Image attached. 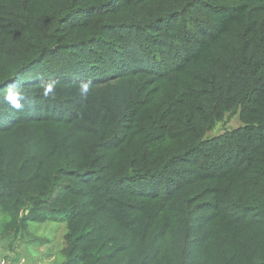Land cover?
I'll list each match as a JSON object with an SVG mask.
<instances>
[{
  "label": "trees",
  "instance_id": "obj_1",
  "mask_svg": "<svg viewBox=\"0 0 264 264\" xmlns=\"http://www.w3.org/2000/svg\"><path fill=\"white\" fill-rule=\"evenodd\" d=\"M46 221L58 264H264V0H0V241Z\"/></svg>",
  "mask_w": 264,
  "mask_h": 264
},
{
  "label": "rangeland",
  "instance_id": "obj_2",
  "mask_svg": "<svg viewBox=\"0 0 264 264\" xmlns=\"http://www.w3.org/2000/svg\"><path fill=\"white\" fill-rule=\"evenodd\" d=\"M240 124L237 112L227 114L206 133V137L218 135ZM64 230L63 223L30 222L22 234L0 241V256L7 264H58L65 246Z\"/></svg>",
  "mask_w": 264,
  "mask_h": 264
},
{
  "label": "built area",
  "instance_id": "obj_3",
  "mask_svg": "<svg viewBox=\"0 0 264 264\" xmlns=\"http://www.w3.org/2000/svg\"><path fill=\"white\" fill-rule=\"evenodd\" d=\"M0 264H7L1 256H0Z\"/></svg>",
  "mask_w": 264,
  "mask_h": 264
}]
</instances>
